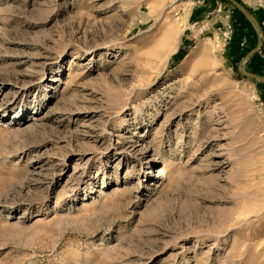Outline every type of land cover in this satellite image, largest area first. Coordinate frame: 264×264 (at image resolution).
<instances>
[{
  "label": "rangeland",
  "instance_id": "374dc122",
  "mask_svg": "<svg viewBox=\"0 0 264 264\" xmlns=\"http://www.w3.org/2000/svg\"><path fill=\"white\" fill-rule=\"evenodd\" d=\"M258 35L264 0H0V264H264Z\"/></svg>",
  "mask_w": 264,
  "mask_h": 264
},
{
  "label": "crops",
  "instance_id": "0c3cea01",
  "mask_svg": "<svg viewBox=\"0 0 264 264\" xmlns=\"http://www.w3.org/2000/svg\"><path fill=\"white\" fill-rule=\"evenodd\" d=\"M258 44H257V47H255L254 49H252L251 50V53L249 54L250 55V57L249 58H253L252 59V61L254 62L253 64H255V68H258V67H260L261 69L263 68V66H264V64L262 63V64H256L257 62H255L254 60H256V61H258L259 60V56H260V54L259 53H261V51H262V47L260 46V44L262 43V41H261V37L258 35ZM259 51V52H258ZM253 55V56H252ZM252 70V69H251ZM262 71V70H261ZM252 72V71H251ZM247 73V72H246ZM249 74V73H248ZM252 74H253V72H252ZM253 75H255V76H257V77H261L262 76V80L264 81V75H259V74H253Z\"/></svg>",
  "mask_w": 264,
  "mask_h": 264
},
{
  "label": "bare ground",
  "instance_id": "6f19581e",
  "mask_svg": "<svg viewBox=\"0 0 264 264\" xmlns=\"http://www.w3.org/2000/svg\"><path fill=\"white\" fill-rule=\"evenodd\" d=\"M177 52V48L174 49V53ZM190 54V53H189ZM204 56V55H203ZM189 55L186 56V58H188ZM186 60V59H185ZM168 61V60H167ZM166 65H168V63L166 62ZM164 171V168L161 169V173Z\"/></svg>",
  "mask_w": 264,
  "mask_h": 264
}]
</instances>
